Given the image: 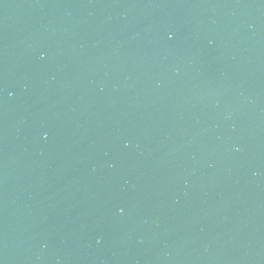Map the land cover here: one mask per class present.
<instances>
[{
    "label": "water",
    "instance_id": "obj_1",
    "mask_svg": "<svg viewBox=\"0 0 264 264\" xmlns=\"http://www.w3.org/2000/svg\"><path fill=\"white\" fill-rule=\"evenodd\" d=\"M0 264H264V0H0Z\"/></svg>",
    "mask_w": 264,
    "mask_h": 264
}]
</instances>
